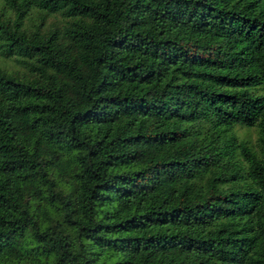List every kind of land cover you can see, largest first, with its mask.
Segmentation results:
<instances>
[{"label":"trees","instance_id":"1","mask_svg":"<svg viewBox=\"0 0 264 264\" xmlns=\"http://www.w3.org/2000/svg\"><path fill=\"white\" fill-rule=\"evenodd\" d=\"M0 264H264V0H0Z\"/></svg>","mask_w":264,"mask_h":264},{"label":"rangeland","instance_id":"2","mask_svg":"<svg viewBox=\"0 0 264 264\" xmlns=\"http://www.w3.org/2000/svg\"><path fill=\"white\" fill-rule=\"evenodd\" d=\"M8 62H10V61H8ZM238 130H239V132H248V134H249V136L251 137V139L252 140H254V138H255V132H254V130L251 128V129H246V128H238Z\"/></svg>","mask_w":264,"mask_h":264}]
</instances>
